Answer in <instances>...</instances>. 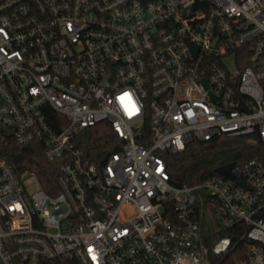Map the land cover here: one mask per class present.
Wrapping results in <instances>:
<instances>
[{
    "label": "built area",
    "instance_id": "obj_1",
    "mask_svg": "<svg viewBox=\"0 0 264 264\" xmlns=\"http://www.w3.org/2000/svg\"><path fill=\"white\" fill-rule=\"evenodd\" d=\"M103 123L97 164L76 141ZM242 137L264 142V0H0V146L58 173L52 195L0 161V264H264V158L173 182L191 143Z\"/></svg>",
    "mask_w": 264,
    "mask_h": 264
},
{
    "label": "trees",
    "instance_id": "obj_2",
    "mask_svg": "<svg viewBox=\"0 0 264 264\" xmlns=\"http://www.w3.org/2000/svg\"><path fill=\"white\" fill-rule=\"evenodd\" d=\"M77 146L83 150L93 162L102 164L110 154L120 150V142L110 124L103 123L88 129L79 135ZM254 158H264V142L257 137L236 139H220L211 142H194L186 150L171 161L173 182L176 185L203 183L218 176L216 170L229 163L241 164ZM5 160L18 171L35 172L42 186L49 194L55 195L57 187V168L43 156V148L39 144L29 147L2 148L0 161ZM224 234L214 235L212 241ZM243 243L239 246L240 250Z\"/></svg>",
    "mask_w": 264,
    "mask_h": 264
},
{
    "label": "water",
    "instance_id": "obj_3",
    "mask_svg": "<svg viewBox=\"0 0 264 264\" xmlns=\"http://www.w3.org/2000/svg\"><path fill=\"white\" fill-rule=\"evenodd\" d=\"M236 163H229L227 165H224L222 167H219L216 172L219 175L227 176L231 179H235V175L233 173V168L235 167Z\"/></svg>",
    "mask_w": 264,
    "mask_h": 264
},
{
    "label": "rangeland",
    "instance_id": "obj_4",
    "mask_svg": "<svg viewBox=\"0 0 264 264\" xmlns=\"http://www.w3.org/2000/svg\"><path fill=\"white\" fill-rule=\"evenodd\" d=\"M24 181L26 182L29 191L34 192L38 189L37 185L31 177L25 178Z\"/></svg>",
    "mask_w": 264,
    "mask_h": 264
}]
</instances>
